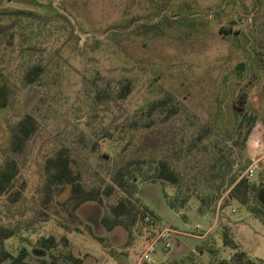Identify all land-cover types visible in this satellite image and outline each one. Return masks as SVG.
Returning a JSON list of instances; mask_svg holds the SVG:
<instances>
[{"label": "rangeland", "instance_id": "rangeland-1", "mask_svg": "<svg viewBox=\"0 0 264 264\" xmlns=\"http://www.w3.org/2000/svg\"><path fill=\"white\" fill-rule=\"evenodd\" d=\"M32 65L42 74L26 85ZM157 101L165 104L149 114ZM25 115L36 132L14 153ZM64 148L89 185L132 160L167 162L177 184L137 182L135 198L156 217L108 233L105 208L87 203L71 220L58 206L67 191L46 199L44 161ZM6 157L22 189L15 203L0 197V225L19 234L4 249L25 246L26 264H60L37 247L45 236H65L58 250L83 264H130L163 229L180 235L156 247L153 264H221L236 251L264 264V221L229 198L232 179L258 160L248 179L264 206V0H0V166ZM182 198L184 208L168 207ZM224 232L235 249L223 246Z\"/></svg>", "mask_w": 264, "mask_h": 264}, {"label": "trees", "instance_id": "trees-1", "mask_svg": "<svg viewBox=\"0 0 264 264\" xmlns=\"http://www.w3.org/2000/svg\"><path fill=\"white\" fill-rule=\"evenodd\" d=\"M41 74L42 68L39 65H32L23 73V83L32 85L39 81ZM129 93L130 85L126 83L118 89L116 98L123 100ZM164 104L163 101H157L151 104L147 111L150 114L162 108ZM242 117H245L244 113ZM245 123L248 126L245 133L247 135L255 123V118L249 117ZM35 132L36 120L31 115H25L17 124L11 144L12 151L14 153L20 152L21 147L34 136ZM144 166L145 162L143 160L128 161L110 173L109 183L101 179L99 182L89 185L82 175L76 171L75 163L69 151L65 148L59 149L47 157L43 164L46 199L50 200L54 192L61 195L67 191L66 198L58 202V206L65 212L68 218L76 220V212L83 205L95 203L105 208V212L100 217L99 223L106 232L110 233L115 228L120 227L130 234L133 228L144 227L148 221V217H156L146 206H140L138 199L135 198L137 182L153 183L159 181L171 185L177 184V174L169 167L167 162L160 161L156 166L148 165L146 168ZM17 177L18 166L16 160L12 157L4 158L0 166V197H5L9 203H15L21 197L22 186H15ZM86 186L92 187L88 188ZM260 190V184H255L246 177L233 178L229 190V198L245 206L247 211L264 221V206L258 201ZM113 197V201L105 204V200H111ZM186 201V198H182L176 202H168V207L171 209L176 207L182 209ZM252 201L256 205L251 204ZM88 233L94 240L103 244L104 238L95 236L91 231ZM154 235L155 233L151 234L147 242ZM17 236L19 234L16 228L0 225V264H26L30 253L25 246L19 248L16 255H12L4 249V242ZM36 244L40 248V251L46 252L50 259L59 261L60 264H83V259L75 257L69 250H58L59 247L63 249L68 248L69 241L65 236H62L59 240L54 236L40 237L36 241ZM222 244L228 249L236 248L226 232L222 235ZM38 261V264H48L44 259H39ZM221 264L254 263L246 258L243 253H238L233 254L230 261L223 260Z\"/></svg>", "mask_w": 264, "mask_h": 264}, {"label": "built area", "instance_id": "built-area-1", "mask_svg": "<svg viewBox=\"0 0 264 264\" xmlns=\"http://www.w3.org/2000/svg\"><path fill=\"white\" fill-rule=\"evenodd\" d=\"M260 170V165L258 160H253L247 169L244 172V176L246 178L253 177ZM179 214V213H178ZM198 229V227H197ZM210 230H208L203 235L197 236L198 238H202L208 234ZM174 234V235H173ZM175 235H180L175 230L163 229L155 236H153L150 241L147 243L144 251L134 259L130 264H153L152 255L156 252V247L161 244L164 249H169L171 246V242L173 238H177ZM235 254H238L236 251Z\"/></svg>", "mask_w": 264, "mask_h": 264}, {"label": "flooded vegetation", "instance_id": "flooded-vegetation-1", "mask_svg": "<svg viewBox=\"0 0 264 264\" xmlns=\"http://www.w3.org/2000/svg\"><path fill=\"white\" fill-rule=\"evenodd\" d=\"M6 29H8V28H4V29H2V32H3V31L5 32V31H6Z\"/></svg>", "mask_w": 264, "mask_h": 264}]
</instances>
